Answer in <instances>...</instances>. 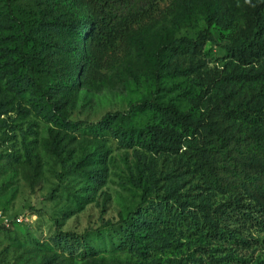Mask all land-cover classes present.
I'll use <instances>...</instances> for the list:
<instances>
[{"label": "rangeland", "instance_id": "1", "mask_svg": "<svg viewBox=\"0 0 264 264\" xmlns=\"http://www.w3.org/2000/svg\"><path fill=\"white\" fill-rule=\"evenodd\" d=\"M251 2H259L255 28ZM14 3L22 28L0 27V214L11 222L0 231V264H264V181L229 159L264 163V56L230 57L264 44V0H118L119 22L137 20L112 50L88 49L78 85L68 64L77 31L56 24L75 22L93 3ZM204 33L200 52L169 50ZM19 46L40 56V91L21 87L20 59L8 65ZM174 66L187 74L174 75ZM153 103L175 106L199 128H177L176 143L147 150L138 134L168 126ZM116 131L133 137L129 148ZM201 150L214 176L199 167ZM143 191L150 196L141 204ZM169 191L182 206L157 210ZM138 208L154 218L136 233L141 245L151 241L144 257L123 246L120 231ZM59 233L83 236L87 257L57 249Z\"/></svg>", "mask_w": 264, "mask_h": 264}, {"label": "trees", "instance_id": "2", "mask_svg": "<svg viewBox=\"0 0 264 264\" xmlns=\"http://www.w3.org/2000/svg\"><path fill=\"white\" fill-rule=\"evenodd\" d=\"M94 5L92 11L89 14L82 15L81 18L77 19L75 22L56 24V29L62 32H74L77 31L78 44L75 48V55L71 63L74 67L72 71L71 85H78L81 79V73L83 75V65L84 61L87 60V54L89 48H96L98 51L107 52L112 50L118 41H122L125 35L129 32L131 25L136 22L137 18L134 15L127 17V22L120 23L118 12L115 8L118 7V0H97L98 2H93ZM83 6V4L81 3ZM259 16V2H251L247 7V19L251 24V28L256 27V20ZM21 24L16 16L15 3L14 0H0V27L5 29H10ZM206 33L199 34L195 40L184 39L178 42L176 45H171L169 50L182 49L183 51L195 53L200 52L204 42L206 41ZM86 53V56L84 55ZM16 55L17 59L9 57L8 65L11 68L15 67L17 61H22L26 67V75L20 79L21 87L30 88L34 91H40L42 88L39 80L35 78L34 69L40 60V56L36 52H25L22 47H14L13 55ZM83 54V56H81ZM259 56H264V44L256 42H250L247 46H239L235 49L230 50V57L234 58L239 62L245 63L247 58H259ZM175 67V66H174ZM71 68V67H70ZM82 70V71H80ZM173 74L176 76H184L187 74V70H181L180 67H175L173 69ZM71 73V72H70ZM155 75L158 74L155 72ZM151 109L155 112L162 114L167 121L168 126H157L152 125L147 127L146 130L138 134V138L141 139L142 144L145 145L146 149L152 151L158 149L160 146L164 148L167 143H176L179 138V134L175 129H181L183 131H194L199 128L200 121L191 119L186 113L180 112L173 105H157L155 103L150 104ZM110 115L105 116L108 119ZM63 121V120H62ZM102 124V122H101ZM104 124V123H103ZM106 124V123H105ZM67 126H72V124L67 123ZM109 126H105V129H109ZM114 137L117 139L119 145L122 148H129L134 142L133 137L130 135H124L121 132H114ZM228 156V154H227ZM230 161L234 166L240 168V172L251 178L252 174L260 175L264 181V163H260L259 160L247 159L239 161L237 158H233L229 155ZM199 167L206 168L209 174L215 175V170L211 164L210 159H208L207 154L202 150L199 153ZM98 174L95 172L91 176V181L97 186H100L103 181L98 182ZM259 179V178H258ZM150 196L149 193L143 191V196L141 198V204L146 202V198ZM255 202L258 200L255 198ZM172 201L174 204L182 206L179 203L178 198L175 196L173 191H169L159 199V204L155 205L157 210H159L161 205L166 207L165 202ZM259 203V202H258ZM257 207L259 209V204ZM185 210L182 209L183 213ZM259 213V210H255ZM132 218L120 223V231L123 236V246L128 247L131 251L137 254L139 257H144L145 253L149 251L150 243L146 242L141 245L140 239L143 237L136 234L138 231H146L152 224V216L149 215L141 208H138L137 212L132 214ZM145 216H149L152 219L149 220ZM3 228H0V231ZM152 231V226L150 228ZM55 247L63 253L72 254L75 251H81V257H87L90 250L86 245V240L83 236L76 237L72 239V236L66 233H59L53 239ZM148 250V251H147ZM47 264V263H45ZM149 264H155L151 261Z\"/></svg>", "mask_w": 264, "mask_h": 264}, {"label": "built area", "instance_id": "3", "mask_svg": "<svg viewBox=\"0 0 264 264\" xmlns=\"http://www.w3.org/2000/svg\"><path fill=\"white\" fill-rule=\"evenodd\" d=\"M11 222L0 214V228L9 229Z\"/></svg>", "mask_w": 264, "mask_h": 264}]
</instances>
